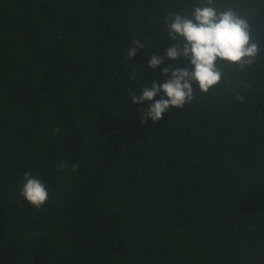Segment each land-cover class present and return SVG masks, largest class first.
<instances>
[{
	"label": "trees",
	"instance_id": "1",
	"mask_svg": "<svg viewBox=\"0 0 264 264\" xmlns=\"http://www.w3.org/2000/svg\"><path fill=\"white\" fill-rule=\"evenodd\" d=\"M201 2L0 0V264H264V0H214L250 19V68L218 62L213 89L155 124L131 100L191 70L165 56L181 43L165 17Z\"/></svg>",
	"mask_w": 264,
	"mask_h": 264
},
{
	"label": "clouds",
	"instance_id": "2",
	"mask_svg": "<svg viewBox=\"0 0 264 264\" xmlns=\"http://www.w3.org/2000/svg\"><path fill=\"white\" fill-rule=\"evenodd\" d=\"M249 21L248 17L232 9L218 11L214 0H202L190 14L165 17L168 39L181 41L179 45L173 44L165 49V56L170 61L181 57L188 59L191 70L163 68L161 74L169 77L167 80L163 83L153 82L150 88L143 87L139 94H131L133 104L148 102L147 109H140V123L144 125L151 120L155 124L172 108L182 109L186 103H191L195 98L194 83L198 85L200 93L207 94L221 81L222 72L218 62L241 70L250 68L260 47L252 39ZM141 49H144V44L139 39L131 40L127 49L128 58H134ZM163 63L164 57L153 54L148 67L156 70ZM131 79H135L134 75ZM157 95H160V99L154 100ZM236 99L242 101L243 97L237 95ZM58 167L63 169L67 165L60 164ZM23 179L19 195L33 207L41 208L49 198L45 184L30 171H25Z\"/></svg>",
	"mask_w": 264,
	"mask_h": 264
}]
</instances>
